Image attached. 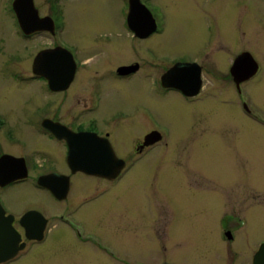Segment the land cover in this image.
<instances>
[{"label": "rangeland", "instance_id": "obj_1", "mask_svg": "<svg viewBox=\"0 0 264 264\" xmlns=\"http://www.w3.org/2000/svg\"><path fill=\"white\" fill-rule=\"evenodd\" d=\"M38 1L41 11L48 14L45 1ZM152 1L167 16L166 32L149 41L161 54L191 53L204 58L218 33L228 32L213 51L215 61L207 59L211 81L204 95L210 97L188 104L174 93L161 96L150 82L147 85L141 80L143 75L116 83L108 67L121 65L127 55L119 54L123 49L120 40L125 42L126 36H115L125 28L127 0H59L65 17L63 37L76 46L86 64L75 88L105 91L97 113L102 119L112 117L118 109L127 114L132 107L138 114L149 106L156 119L169 127L171 147L154 149L136 168L137 175L108 190L109 201L104 195L78 212L89 230L124 260L113 261L89 244L78 242L67 230L57 228L46 253L15 264H164L168 260L175 264H252L253 252L264 241V125L244 115L233 82L223 77L237 55L245 49L253 51L263 72L247 90L256 114L264 119V0H251L253 11L248 14L241 13L232 0ZM9 2L0 0V112L14 131L9 144L21 147L29 156L43 144L41 132L34 128L36 113L43 108V94L33 87L18 89L3 82L13 75L22 57L17 49L23 53L30 48V42L15 33L7 13ZM105 34L111 35L107 50L100 47ZM210 34L213 37L207 46ZM49 45L50 40L36 41L31 51ZM139 123L131 125L132 134L143 133ZM127 128L121 124L118 130ZM126 144L117 139L119 154H126L122 148ZM84 180L77 177L73 183L76 202L93 192L89 193ZM31 194L36 197L27 198L25 204L41 198L43 208L52 205L41 193L31 190ZM18 197L16 203L21 204ZM226 215L243 218L241 229L238 217L225 220L223 229L237 235L233 251H228L220 224Z\"/></svg>", "mask_w": 264, "mask_h": 264}, {"label": "flooded vegetation", "instance_id": "obj_2", "mask_svg": "<svg viewBox=\"0 0 264 264\" xmlns=\"http://www.w3.org/2000/svg\"><path fill=\"white\" fill-rule=\"evenodd\" d=\"M15 1L10 0L7 13L14 23L15 33L29 41L30 48L23 53L17 49L22 57L13 75L6 76L3 82L18 89L25 86L42 92L43 108L36 113L34 128L41 132L43 144L29 156L21 147L11 146L9 142L14 140V131L9 129L7 118L0 112V259L6 253L15 252L12 259L0 261V264L20 263L35 254L46 253L50 236L58 231L57 228L67 230L78 242L89 244L120 263L124 258L111 245L102 243L99 236L89 230L86 221L78 217V212L104 195L107 200L110 196L108 190L118 187L127 177L137 175L136 168L154 149L159 146L170 148L169 127L159 122L147 105L138 112L139 115L131 107L127 114L118 109L112 117L102 119L97 113L102 107L105 91L101 88H75L86 64L81 61L76 46L63 37L65 17L59 0H42L47 4L48 14L41 11L38 0H23L21 11L16 12ZM231 2L241 13L253 11L251 0ZM158 5L152 0H127L124 33L115 35H121V39L122 35L126 36L125 42L120 40L123 49L120 51L118 46V50L119 54L125 52L127 55L121 65L108 67L111 78L122 83L143 75L141 80L147 85L150 82L161 96L174 93L188 104L199 103L210 97L204 95L210 80L207 59L215 61L213 51L220 45L221 36L228 32L218 33V39L211 46L213 36L210 34L205 42L210 47L204 58L191 53L161 54L149 43L166 32V12ZM261 25L264 28V21ZM110 37V34L103 35L105 41L100 47L109 49ZM40 40H50V45L31 51V46ZM122 43L128 46H122ZM105 52L103 54L108 55ZM203 52L206 53V49ZM28 53H31L29 58ZM254 64L256 72L249 76ZM262 72V64L253 51L245 49L233 59L223 77L233 82L238 107L244 115L264 125V119L256 114L258 110L253 108L247 90L248 84ZM146 84L142 87L148 90ZM137 121L143 127L141 135L130 131L131 125H136ZM121 124L128 125V128L119 131ZM119 137L121 142L127 143L122 147L125 155L119 154L115 146ZM77 177L86 178L89 193L93 191L78 202L73 199V183ZM31 190L50 199L52 205L43 208L39 203L41 198L36 203L25 204L27 198L34 196ZM17 195L21 204L16 203ZM237 217L241 229L243 218ZM237 217L226 215L220 221L221 228ZM222 232L228 251H233L236 232L230 229ZM262 244L264 241L258 243L253 260ZM164 264L175 263L168 260Z\"/></svg>", "mask_w": 264, "mask_h": 264}, {"label": "water", "instance_id": "obj_3", "mask_svg": "<svg viewBox=\"0 0 264 264\" xmlns=\"http://www.w3.org/2000/svg\"><path fill=\"white\" fill-rule=\"evenodd\" d=\"M23 2V0H16L15 3H14V9L16 10V12H20L21 11V3ZM31 5H32V2H31ZM250 73H249V76H252L253 74H255L256 72V66L255 64L252 65L250 67ZM152 137L149 136V138ZM103 173V172H102ZM15 255V252H9V253H6V256H3L0 261H6V260H9V259H12ZM253 264H264V244L261 245L259 251L257 252L256 256L254 257V260H253Z\"/></svg>", "mask_w": 264, "mask_h": 264}]
</instances>
